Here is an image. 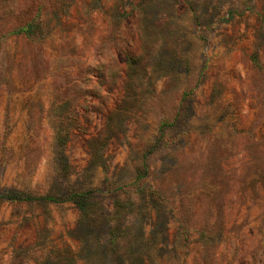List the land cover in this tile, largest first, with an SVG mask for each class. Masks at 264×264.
I'll return each mask as SVG.
<instances>
[{"label": "rangeland", "instance_id": "rangeland-1", "mask_svg": "<svg viewBox=\"0 0 264 264\" xmlns=\"http://www.w3.org/2000/svg\"><path fill=\"white\" fill-rule=\"evenodd\" d=\"M0 264H264V0H0Z\"/></svg>", "mask_w": 264, "mask_h": 264}, {"label": "trees", "instance_id": "trees-1", "mask_svg": "<svg viewBox=\"0 0 264 264\" xmlns=\"http://www.w3.org/2000/svg\"><path fill=\"white\" fill-rule=\"evenodd\" d=\"M73 197H81V196H79V194L78 195H74ZM12 198L13 199H17V200H23L22 198H20L19 196H12ZM82 198V197H81ZM42 199H51V200H53L52 198H50V197H45V198H42ZM81 201V200H80ZM79 200H78V202H77V204H79V205H81ZM81 207V206H80Z\"/></svg>", "mask_w": 264, "mask_h": 264}]
</instances>
